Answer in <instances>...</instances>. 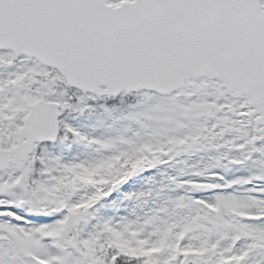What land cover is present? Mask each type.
<instances>
[{
  "label": "snow or ice",
  "instance_id": "obj_1",
  "mask_svg": "<svg viewBox=\"0 0 264 264\" xmlns=\"http://www.w3.org/2000/svg\"><path fill=\"white\" fill-rule=\"evenodd\" d=\"M0 264H264V0H0Z\"/></svg>",
  "mask_w": 264,
  "mask_h": 264
},
{
  "label": "rangeland",
  "instance_id": "obj_2",
  "mask_svg": "<svg viewBox=\"0 0 264 264\" xmlns=\"http://www.w3.org/2000/svg\"><path fill=\"white\" fill-rule=\"evenodd\" d=\"M195 159H196V157L188 159V164L194 163ZM136 163L138 164V163H140V161H137ZM175 167H176V170L169 169L170 174H173V175L177 174V172L180 169H182L184 167V165L178 163ZM114 170H115V166L114 165H110L109 169L107 171L111 172V171H114ZM156 172H157V170L153 169V170H150L149 172L141 174L138 177H134L133 180L131 181V183L128 186L122 187L119 192L113 194V198L112 199L115 200V202L118 204L119 211H120L121 214L124 213L125 208H130L132 206V204H133V202L126 201V200L123 199L124 194L126 192H128V191L147 190V188L149 187V185L146 183V180H147L148 176L154 175L156 180H160L161 179V177L159 175H156ZM234 173L237 174V175L245 174L242 171L241 172H235V170H230L228 175H232ZM92 177H93V174L92 173H88V172H85L83 175L80 176L81 179H85V180H88V181H91ZM99 182L100 181H97V183H99ZM109 202L111 203V201H109ZM108 211H109V213H111L114 210L109 209Z\"/></svg>",
  "mask_w": 264,
  "mask_h": 264
}]
</instances>
